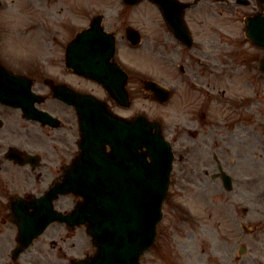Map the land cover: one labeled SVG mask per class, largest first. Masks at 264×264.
<instances>
[{
	"label": "flooded vegetation",
	"instance_id": "1",
	"mask_svg": "<svg viewBox=\"0 0 264 264\" xmlns=\"http://www.w3.org/2000/svg\"><path fill=\"white\" fill-rule=\"evenodd\" d=\"M15 1L12 0V4ZM133 1L27 0L24 19L22 13H5L4 10H10L7 5L0 9V63L10 72L26 76L33 85V91L43 96L42 103L35 106L54 117L50 124L43 125L38 121L26 120L22 110L0 103V118L4 123L5 116L14 111L25 123L38 125L48 132L49 148L46 154L43 153V167L50 166L51 175L38 172L31 165L27 166L29 174L38 182L60 181L64 167L80 155L81 131L77 109L74 105L58 99L55 96L57 92L64 91L66 96L76 98L78 104L82 103V94L92 93L105 100L113 114L121 118H133L135 115L148 113L144 105L135 106L138 96L146 93L144 83L147 78L144 73H134L130 58L132 52H143L146 47L157 52L162 60L163 71L157 82L168 91L170 98L166 104L159 105L164 107L178 102L183 115L190 116L184 122L165 124L163 129L166 133L175 134L179 128L182 133L176 138L177 143L183 134L188 135L185 140L188 143H180V146L183 149L189 146L192 173H195L197 180L195 187H199V182L204 181L205 177L209 178L208 187L210 182L215 183L213 175L219 167L229 173L240 171L245 177L239 183V187L243 188L240 195L246 201L251 196L253 205L256 204L255 199L264 197V189L261 187L264 179L258 164L245 157V137L242 130L247 122L254 124L261 120L256 116H253V120L245 116L246 110L259 116L262 113L255 107L260 104L261 96L258 82L264 80L259 68L261 54L254 55L250 62H247L242 53L239 55L233 48V35L227 31L228 25L226 26L225 21L244 24L247 17L257 13L264 14V0H158V3L153 0H139L135 4ZM95 18H100L99 22L104 31L113 38L116 47L115 62L126 73L129 96L127 106L119 104L101 85L71 68L67 61H54L52 56L49 57V54L65 55L69 51H82L80 48L70 50L69 45L77 39L81 31L92 25ZM130 34L139 36L141 43L133 45L128 38ZM78 42L80 44L81 40ZM30 48L36 51L35 55L24 57L23 54ZM114 77L116 82L122 80L117 72ZM236 78H239V82L253 86L255 90L254 99H249L247 104L244 103L243 92L230 87V83L233 84ZM241 88H244L243 84ZM233 92H237L235 99L231 98ZM215 110L220 113L214 114ZM4 127L5 125L0 128V132ZM33 139L34 141L28 142L29 152L37 144V139ZM4 141L5 137L0 133V172L5 173L10 170L6 166L18 165L6 159ZM231 156H234L233 160L230 159ZM28 175L26 180H30ZM0 176L4 179L14 178L5 177L2 173ZM25 194L27 193L23 195ZM4 199L5 192L0 194L2 217L5 214ZM251 209V206H243V214H249ZM242 222L244 224L240 225L246 230V235H257L258 243L264 242V235L259 237L264 232L263 226L254 225L252 232H247V222ZM64 227L72 232L73 238H63L61 231H57L59 241L54 240V246L58 249L56 259L48 261L45 259L49 257L44 249L39 248L28 255L32 264H64L63 258L67 254L64 253L66 250L63 244L71 239L76 241L72 244V249L80 251L79 242L83 232L74 233L81 227L72 231ZM2 236L3 232L0 231V238ZM214 264L264 263L260 255L244 254L236 263L232 262L229 255L228 259L214 261Z\"/></svg>",
	"mask_w": 264,
	"mask_h": 264
},
{
	"label": "rangeland",
	"instance_id": "2",
	"mask_svg": "<svg viewBox=\"0 0 264 264\" xmlns=\"http://www.w3.org/2000/svg\"><path fill=\"white\" fill-rule=\"evenodd\" d=\"M26 1V0H25ZM23 3V1H22ZM22 6V5H21ZM25 5L22 6V14L27 13L25 11ZM5 12V11H4ZM20 13V12H19ZM16 10L11 14H19ZM228 25L227 31L233 35L234 50H237L243 54L244 58H247V62L251 61L254 55H259L261 52L258 49L252 47V44L245 38L244 24L242 22L225 21ZM230 40V39H229ZM32 48L26 52L28 55L35 54ZM157 52H153L148 48H144L143 52H133V67L134 72L142 73L147 72L149 78H158L162 74V60L157 55ZM54 61L64 60V54H51ZM146 55V56H143ZM258 71V69H257ZM249 75V73H247ZM255 76V74H253ZM239 78H236L233 84L230 83V87L233 90H241L243 92L244 103L247 104L249 99H254L253 86L244 82H239ZM243 84V89L241 88ZM258 88L261 91L260 104L255 107L261 110V115L246 110L245 116L253 120V116L261 118L256 123H246L245 128L242 130V135L245 137V157L249 161H254L258 164V168L261 169V176L264 179V80L258 82ZM236 93H231V98H236ZM145 99V100H144ZM259 103V101H257ZM144 105L148 112L153 116L166 117V121L171 124L175 121H184L183 112L178 102L172 103L167 108H162L153 104L151 100H148L145 94L138 96L135 106ZM149 108V109H148ZM248 109V108H246ZM184 110V108H182ZM220 113L217 110L214 114ZM6 117V125L0 132L5 137V146L19 145L27 146L28 142L33 138L37 139L36 146H33L35 152L45 153L49 146L48 132L44 128H40L38 125L25 123L17 112H10ZM190 117V116H187ZM33 127L31 129L27 127ZM174 136L171 135V137ZM37 137V138H36ZM36 148V149H35ZM6 150V149H4ZM32 150V149H31ZM247 155V156H246ZM255 155V157H254ZM50 166H45L39 169L40 172H45L48 176L51 175L49 171ZM191 162L182 163L181 160L176 158L174 163V169L171 175V185L167 194V199L163 206V220L158 226V235L153 248L148 251L142 258L143 264H214L215 258L220 261L222 259H228L231 255L233 263L237 262L239 247L245 245L246 254H252L253 256H263L264 242L258 243V236H245L243 231L240 230L239 224L244 220L251 227L254 225H261L264 227V197H258L254 201L257 202L253 205V200L249 196V200H245L240 195L243 188L239 187V183L243 182L245 178L243 175L232 172L236 182L235 190L233 193L226 192L221 183L210 182L207 186V180L199 182V187L194 186L195 176L191 173ZM27 168L16 167L7 170L4 174L5 177L13 176L15 180L4 179L3 176L0 180V194L5 192V197L15 192H30L41 191L49 182H36L34 177L29 174ZM29 174V175H28ZM27 175L30 180H26ZM264 189V182L261 185ZM205 189V193L201 194ZM209 192V193H208ZM239 192V193H238ZM213 193V194H211ZM215 195L214 198L211 196ZM70 197L62 198L57 206L61 208H70ZM5 200V199H4ZM214 201V202H213ZM243 206H251V212L249 214H243ZM1 210V209H0ZM8 215L7 207L5 208V215ZM2 214L0 213V217ZM5 221H0V230L4 231L3 236L0 238V264H13L11 261V250L14 247V236L16 231L13 225H10L5 218ZM60 229L58 225L54 224L46 232V234L35 244L32 249H29L20 259L17 264H32L29 253L41 248L45 245L48 247L49 242L52 239H58L59 235L57 231ZM62 237H66L64 230H61ZM264 235V232L259 234V237ZM85 243L84 249L81 252H76L70 248L69 244H63L66 250L67 259L66 264L72 257L78 255L85 256L94 252V249L87 236L84 235ZM44 243H41V242ZM48 250H50L48 248ZM57 253L56 251H53ZM58 254V253H57ZM237 259H236V258ZM248 258V257H247ZM70 259V260H69Z\"/></svg>",
	"mask_w": 264,
	"mask_h": 264
},
{
	"label": "water",
	"instance_id": "3",
	"mask_svg": "<svg viewBox=\"0 0 264 264\" xmlns=\"http://www.w3.org/2000/svg\"><path fill=\"white\" fill-rule=\"evenodd\" d=\"M246 24L247 36L264 47V19L260 22L250 18ZM86 56L95 62L96 53ZM261 66L264 70V60ZM86 70L95 76L89 73L94 69ZM105 86L110 90L109 84ZM128 125V152L121 157L118 146L115 153L107 152L106 147L114 145L115 136L119 142L126 138L122 125L118 123L117 131H113V121L107 114L92 124L87 121L82 156L70 169L75 178L53 188L54 196L49 192L40 199L48 201L36 218L25 219L26 228L44 222L36 228L38 234L55 220L84 223L97 250L93 256L73 264H140V256L154 243L170 183L173 153L159 129L153 131V123L136 119ZM143 147L147 151L139 152ZM58 193H75L83 197V202L64 216L53 210L52 202ZM16 220L22 221L21 217ZM28 244L23 242L15 253L19 254Z\"/></svg>",
	"mask_w": 264,
	"mask_h": 264
}]
</instances>
